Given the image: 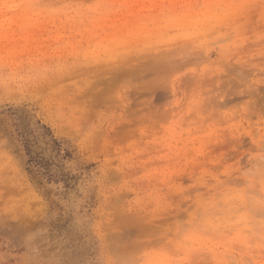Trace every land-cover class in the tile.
Returning a JSON list of instances; mask_svg holds the SVG:
<instances>
[{"label":"rangeland","instance_id":"1","mask_svg":"<svg viewBox=\"0 0 264 264\" xmlns=\"http://www.w3.org/2000/svg\"><path fill=\"white\" fill-rule=\"evenodd\" d=\"M264 0H0V264H262Z\"/></svg>","mask_w":264,"mask_h":264},{"label":"bare ground","instance_id":"2","mask_svg":"<svg viewBox=\"0 0 264 264\" xmlns=\"http://www.w3.org/2000/svg\"><path fill=\"white\" fill-rule=\"evenodd\" d=\"M261 263L264 264V261L262 260Z\"/></svg>","mask_w":264,"mask_h":264}]
</instances>
